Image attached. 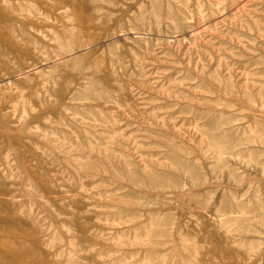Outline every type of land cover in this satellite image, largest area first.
Instances as JSON below:
<instances>
[{
    "label": "rangeland",
    "instance_id": "obj_1",
    "mask_svg": "<svg viewBox=\"0 0 264 264\" xmlns=\"http://www.w3.org/2000/svg\"><path fill=\"white\" fill-rule=\"evenodd\" d=\"M0 264H264V0H0Z\"/></svg>",
    "mask_w": 264,
    "mask_h": 264
}]
</instances>
